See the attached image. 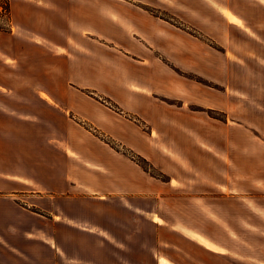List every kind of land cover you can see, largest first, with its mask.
Segmentation results:
<instances>
[{
	"label": "rangeland",
	"instance_id": "374dc122",
	"mask_svg": "<svg viewBox=\"0 0 264 264\" xmlns=\"http://www.w3.org/2000/svg\"><path fill=\"white\" fill-rule=\"evenodd\" d=\"M96 2V23L129 24L123 38L96 36L94 89L110 85L107 76L116 80L134 73L140 78L135 88L153 100L157 114L147 117V107L141 108L145 113L125 111L117 98L98 90L111 106L112 127L103 133L121 148L135 150L139 144L161 178L100 140L91 131L100 127L72 110L61 124L72 140L61 146L75 156L90 147L95 163L97 154L112 161L120 157L128 170L145 171L162 191L175 178L169 192L144 195L142 222L138 218L133 228L115 225L142 232L137 239L143 240L144 264L158 258L168 264H264V0ZM133 23L162 28L176 47L154 41L148 46L132 34ZM158 75H167V82ZM152 80L170 85L168 92L151 89ZM119 130L128 133L126 139L115 134ZM77 215L88 220L82 211ZM126 216L131 215L117 219ZM77 254L82 264L93 256L82 248Z\"/></svg>",
	"mask_w": 264,
	"mask_h": 264
},
{
	"label": "crops",
	"instance_id": "0c3cea01",
	"mask_svg": "<svg viewBox=\"0 0 264 264\" xmlns=\"http://www.w3.org/2000/svg\"><path fill=\"white\" fill-rule=\"evenodd\" d=\"M97 6L96 0H11L13 29L0 31V264H82L80 248L93 254L87 264H144L143 240L137 239L142 232L124 225L142 222L144 195L169 192L175 178L162 191L120 157L97 154L95 163L90 147L75 156L61 146L72 140L61 128L66 111L95 122L102 132L112 127L111 106L98 90L117 98L125 111L143 113L147 107V117L157 115L153 100L135 88L140 78L134 73L119 80L107 76L110 85L94 89L96 36L123 38L129 24L96 23ZM133 24L132 34L148 46L154 41L176 47L162 28ZM183 55L190 60L188 51ZM147 85L165 92L170 87L153 80ZM137 145L139 152L132 149L149 159ZM79 211L88 220L81 221ZM122 213L131 216L117 219ZM117 221L124 225L115 226ZM155 264L168 263L158 258Z\"/></svg>",
	"mask_w": 264,
	"mask_h": 264
},
{
	"label": "trees",
	"instance_id": "16d2710c",
	"mask_svg": "<svg viewBox=\"0 0 264 264\" xmlns=\"http://www.w3.org/2000/svg\"><path fill=\"white\" fill-rule=\"evenodd\" d=\"M12 29H13V27H12L11 0H0V31L10 32V31H12ZM114 109L120 113H123L122 110L119 109V107H114ZM128 116H130V115H128ZM132 118H135L136 120L141 121L136 116H132ZM92 131L97 136H99L101 139H103L104 141L109 143L117 151L126 154L133 161H135L136 163L141 165L145 170L151 172L154 176L159 177V175L156 174V171H158V168H156L155 165L152 164L146 157H144L141 154L136 153L133 149H131L129 147L124 146L123 148H121V147L114 145L113 142H115V139L105 136V134L102 131H100L98 128H95ZM159 178H161V177H159Z\"/></svg>",
	"mask_w": 264,
	"mask_h": 264
},
{
	"label": "bare ground",
	"instance_id": "6f19581e",
	"mask_svg": "<svg viewBox=\"0 0 264 264\" xmlns=\"http://www.w3.org/2000/svg\"><path fill=\"white\" fill-rule=\"evenodd\" d=\"M153 219H156V215L152 216Z\"/></svg>",
	"mask_w": 264,
	"mask_h": 264
}]
</instances>
